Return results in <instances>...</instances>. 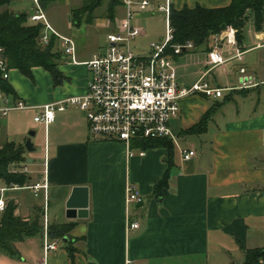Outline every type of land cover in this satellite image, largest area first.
<instances>
[{
  "label": "crops",
  "instance_id": "obj_1",
  "mask_svg": "<svg viewBox=\"0 0 264 264\" xmlns=\"http://www.w3.org/2000/svg\"><path fill=\"white\" fill-rule=\"evenodd\" d=\"M22 1L12 5L23 6ZM230 3L173 0L177 9ZM31 7L22 10L31 12ZM120 7L125 10L117 6L114 20L107 21L114 26L110 33L126 29L125 17H118ZM53 27L74 39L77 62L62 53L57 65L62 78L57 82L43 67H33L32 77L10 69L7 80L15 97L31 106L86 93L90 73L84 62L105 51H85L74 35ZM248 33L245 27L242 42L236 45L242 55L234 57L235 51L225 43L222 52L228 60L213 69L211 38L208 44L174 58L180 84L191 85L210 70L207 80L226 90L219 98L197 93L180 101V114L171 122L177 138L173 140L171 178L160 197L153 193L155 183L168 169L166 147L142 150L132 145L130 156L125 143L93 137L85 112L75 106L57 111L48 126L36 121L42 112L38 107L0 116V133L4 132L0 144H25L30 132H35L31 140L36 149L26 150L30 183L46 177L49 220L73 223L66 240L60 239V247L50 253L47 264H126L128 259L132 264H245L247 250L264 248V28L257 30L254 25ZM245 76L250 79L247 86L242 84ZM226 96L230 99L217 106L203 133H184ZM184 148L195 149L197 155L184 160ZM127 181L135 183L144 195L142 203L129 209L125 202ZM2 195L6 201L17 202V213L24 218H33L38 207L43 214V189L38 194L31 188L8 189ZM69 201L87 203V215L68 217ZM128 216L140 227L129 229ZM38 237L18 242V256L0 253V264L43 262V243ZM68 241L75 247L73 255L66 248Z\"/></svg>",
  "mask_w": 264,
  "mask_h": 264
},
{
  "label": "built area",
  "instance_id": "obj_2",
  "mask_svg": "<svg viewBox=\"0 0 264 264\" xmlns=\"http://www.w3.org/2000/svg\"><path fill=\"white\" fill-rule=\"evenodd\" d=\"M31 2L29 22L44 25L40 38L42 45L48 44L52 34L60 39L62 52L71 56L77 62L76 44L72 37L61 35L50 23L41 0H28ZM126 10L125 30L114 31L107 35V47L101 54H96L84 63L88 66L90 79L86 93L77 96H68L62 100L31 106L24 100L14 98L11 94L0 88V116H7L12 111L38 107L42 112L36 116L48 126L55 119L56 112L65 110L68 106H75L85 112L89 123L90 134L95 138L115 140L125 143L129 148V155H133L132 144L148 138L176 136L171 128V122L180 114V101L192 94H205L208 97H223L226 88L213 85L206 76L191 85H182L177 80L174 65L176 55L193 51L196 45L193 41L173 43L174 30L171 25V11L173 0L154 2L153 0H120ZM163 13L166 24V37L159 42H152L142 53L135 50L133 41L144 34V30L132 20L136 15L144 12L155 14L152 9ZM210 57L211 69L225 63L228 59L222 49L226 43L229 50L235 51L234 57L242 55L236 46V30L228 27L224 31L211 36ZM4 49L0 46V73L4 79L9 78L10 68L4 58ZM245 73V68H241ZM243 86L250 82L249 77L243 78ZM143 151H141L142 154ZM184 160L193 159L197 153L195 149L181 150ZM47 162L45 161V172ZM22 170L29 172L28 164L24 163ZM30 173V172H29ZM31 188L38 194L45 191V224L43 234L44 261L52 251L60 247L61 240L52 239L49 235L48 218V188L46 177L42 181L25 186L17 184L0 188V211L6 207L4 191L8 189ZM144 201V195L138 186L127 181L125 188V202L129 207ZM128 216V228H139L138 221H131ZM263 262V260L261 261ZM126 264H132L128 259Z\"/></svg>",
  "mask_w": 264,
  "mask_h": 264
},
{
  "label": "trees",
  "instance_id": "obj_3",
  "mask_svg": "<svg viewBox=\"0 0 264 264\" xmlns=\"http://www.w3.org/2000/svg\"><path fill=\"white\" fill-rule=\"evenodd\" d=\"M17 0H0V7L7 6L0 12V46L4 49V58L10 69H19L24 75L32 77L33 67H43L50 71L55 81H60L62 74L57 70L63 52L59 37L52 34L48 44L42 45L40 38L44 25L31 24L28 10L15 11L9 6ZM57 0H41L46 9ZM102 4V0H83L78 8L71 9V20L75 25L83 22L92 23L94 12ZM121 5L120 0H111L107 11L110 19L115 18L116 7ZM249 21H253L257 30L264 28V0H231L228 6L205 7L200 4L190 7L185 5L177 9L172 5L171 25L174 30L173 43L193 41L196 47L208 44L214 34L221 33L228 27L236 30L238 44L242 42L244 30ZM179 55H176L178 57ZM0 88L11 94L15 93L0 73ZM205 95V94H203ZM206 96V95H205ZM230 98L226 96L221 103L210 107L199 122L184 130L185 134H200L207 129L208 122L212 118L217 106L222 105ZM1 128V122H0ZM136 148L147 150L157 147L168 149V169L154 185V196L163 195L164 189L169 186L171 169L173 166L175 143L170 137L148 138L135 141L132 144ZM26 148L22 143L7 141L0 144V182L5 186H25L31 182V174L22 170L27 163ZM18 204L14 199L7 200L6 207L0 211V253H6L12 257L20 254L17 243L35 236H43V214L40 208L33 218H24L17 213ZM73 223L49 225V235L52 239H64L68 236ZM70 255H73L75 247L71 241L66 244ZM263 260V262H261ZM245 264H264V248L249 249L245 252Z\"/></svg>",
  "mask_w": 264,
  "mask_h": 264
},
{
  "label": "rangeland",
  "instance_id": "obj_4",
  "mask_svg": "<svg viewBox=\"0 0 264 264\" xmlns=\"http://www.w3.org/2000/svg\"><path fill=\"white\" fill-rule=\"evenodd\" d=\"M111 0H102V4L96 9L94 12V19L92 23L83 22L81 25H73L71 23L70 11L73 8L79 7L83 4V0H57L54 3H51L46 11L47 17L52 25H54L57 29L62 30L63 32L71 33L75 36L76 41L79 46L83 48L85 51L95 50V51H104L107 47V35L112 31L114 26L113 23H108V20L113 21L112 19H108L107 11L109 8ZM154 2L164 1V0H153ZM22 5L13 6L12 4L9 6L11 9L22 10L30 9L31 2L30 1H22ZM120 6V5H119ZM122 6V5H121ZM18 7V8H17ZM7 6L0 7V12L6 9ZM152 9L156 11V6ZM117 12L119 13L118 17H121V20L125 17V10L123 8H118ZM132 24H136L141 27L145 31V35L138 37L133 41V45L135 46V50L138 53H142L152 42H159L166 37L167 33V24L164 18L163 13H159L156 11L155 14L151 12H144L139 15H136L132 20ZM249 29H254L253 23L250 21L246 25L247 36ZM197 48V47H196ZM183 55V54H182ZM185 55V54H184ZM202 56L205 55L202 53ZM218 81L222 84V78L220 74L215 71ZM5 120H2L4 123ZM28 130L26 133L29 135ZM177 139V138H176ZM4 141V132L0 133V143ZM35 153V152H34ZM1 187V183H0ZM32 192L28 191V195L30 198L32 197ZM30 199V200H32ZM45 206V205H44ZM44 206H43V218L42 223L45 224V215H44ZM51 221L49 220V225H51ZM39 240L43 243V237L39 236Z\"/></svg>",
  "mask_w": 264,
  "mask_h": 264
},
{
  "label": "water",
  "instance_id": "obj_5",
  "mask_svg": "<svg viewBox=\"0 0 264 264\" xmlns=\"http://www.w3.org/2000/svg\"><path fill=\"white\" fill-rule=\"evenodd\" d=\"M35 135L34 131L30 132V137L26 140L25 142V148L28 152H33L35 151V146L31 140V136ZM30 161V160H29ZM87 203H81V204H75L73 201H69L67 203V216L70 218L74 217H84L87 215ZM66 240V238H65Z\"/></svg>",
  "mask_w": 264,
  "mask_h": 264
}]
</instances>
